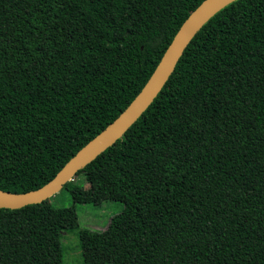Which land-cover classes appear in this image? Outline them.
Segmentation results:
<instances>
[{
  "label": "trees",
  "instance_id": "obj_1",
  "mask_svg": "<svg viewBox=\"0 0 264 264\" xmlns=\"http://www.w3.org/2000/svg\"><path fill=\"white\" fill-rule=\"evenodd\" d=\"M202 1L0 0V191L56 177ZM61 189L123 205L104 232L78 230L82 264H264V0L202 25L141 116ZM77 228L74 206L0 208V264H63Z\"/></svg>",
  "mask_w": 264,
  "mask_h": 264
},
{
  "label": "water",
  "instance_id": "obj_2",
  "mask_svg": "<svg viewBox=\"0 0 264 264\" xmlns=\"http://www.w3.org/2000/svg\"><path fill=\"white\" fill-rule=\"evenodd\" d=\"M233 1L235 0L202 1L182 23L163 53L152 75L127 108L102 132L78 151L56 177L43 187L22 194L0 191V208L19 209L27 205L39 204L48 200L67 181H71L77 171L81 170L101 152L121 138L127 129L152 103L195 33L214 14Z\"/></svg>",
  "mask_w": 264,
  "mask_h": 264
},
{
  "label": "rangeland",
  "instance_id": "obj_3",
  "mask_svg": "<svg viewBox=\"0 0 264 264\" xmlns=\"http://www.w3.org/2000/svg\"><path fill=\"white\" fill-rule=\"evenodd\" d=\"M73 185L88 188L84 183L82 175L73 179ZM45 205L51 208H69L74 206L78 215V228L73 232L65 233L62 238L63 264H82L78 230L104 232L110 219L123 210V205L119 202L106 201L101 205L75 204L69 192L65 189L58 190L52 197L45 201ZM109 264V263H104Z\"/></svg>",
  "mask_w": 264,
  "mask_h": 264
}]
</instances>
